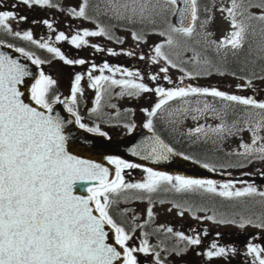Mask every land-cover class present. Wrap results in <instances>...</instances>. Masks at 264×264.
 Segmentation results:
<instances>
[{
  "label": "snow or ice",
  "instance_id": "6c2138e0",
  "mask_svg": "<svg viewBox=\"0 0 264 264\" xmlns=\"http://www.w3.org/2000/svg\"><path fill=\"white\" fill-rule=\"evenodd\" d=\"M19 3L28 7L47 6L58 7L54 0H18L10 10H3L0 5V32L38 44L47 49L56 58L66 64H85L83 59L68 58L60 48L52 46L47 41H37L30 30L17 31L11 27L12 21H23L27 17L17 15L14 10ZM181 4L183 6L181 7ZM92 0H81L79 8H69L68 13L77 18L96 21V30L84 28L70 38V43L76 48L88 45L86 37L105 36L109 40L115 39L123 43V38L115 37L110 26L97 21V17L104 15L117 21H126L128 24H160L162 27H153L152 32L166 39L155 44L153 55L149 57L152 63L164 61L165 66L159 69L164 73V80L170 81L167 75L168 66L179 68L185 77L195 78L200 75H210V69L220 75H232L244 84L237 88H254L253 81H264V0H230V6L221 5L220 11L225 13L229 21L230 30L218 41L209 39L213 33L207 31L208 25L214 17L211 9L204 8L207 18H200L199 0H97L94 9L95 15H89ZM259 10L258 13L250 11ZM178 17L177 23H172L168 16ZM49 29L53 27L48 20L42 21ZM134 40L146 41L143 31H132ZM64 32L56 35V40H68ZM4 39L0 38V44ZM247 46V53L240 58V53ZM12 48L11 44H8ZM91 47L97 51H104L100 45ZM16 52L23 54L33 64L45 63L33 53L17 47ZM110 55H119L113 49L106 50ZM123 54L134 55L132 50H122ZM191 52L188 60H180L184 52ZM232 62L242 65L238 75L236 71L221 70L223 65ZM141 59L145 57L141 55ZM179 61V62H178ZM191 63L192 71L182 65ZM92 64L87 76L90 87L96 90L94 107L91 113H98L105 96L110 94L113 86H119V95L139 96L141 93L155 92L158 101L151 109H143L148 119L144 127L154 132L153 118L158 115L168 124H175L180 117L191 114L193 120L207 113L214 114L220 123L215 126L198 124L188 129V136H195L196 142L203 140L207 143H217L225 135H235L237 132L248 130L251 132V143H240L242 152L236 154L244 157L264 161V100L255 96H243L221 91L217 87H198L188 84L172 88H150L142 82L141 74L129 71L127 68L111 67L107 62L99 66L101 75H93ZM113 75H104V71ZM120 72L127 78L116 79L115 73ZM27 65L13 59L7 53L0 51V264H138L137 253L153 255V264H165L160 252L150 245L147 238L140 241L138 247L129 246L133 239L131 232L136 228H143L144 224H136L131 232L122 224L117 223L112 214L114 206L118 205L120 197L125 200L128 190H138L143 193H156L161 190H171L177 193L212 194L228 200H237L242 203L245 198H253L251 205L244 203L245 209L259 205L262 209L258 214L245 216L236 214L239 220L221 218L220 224H238L243 229L252 225L264 229V191L254 184L248 183L243 187H236L232 181L219 184L211 179H195L182 175L172 176L165 172L146 168L145 178L136 183L125 181L122 172L124 168H138V164L128 163L118 157H107L109 163L115 164V176L109 178V169L95 161L83 159L69 150L70 132H66L67 125H76L79 129L100 136H107L99 125L89 126L82 121L77 110L78 94H82L80 82L81 74H76L71 87V95L61 99L60 95L52 94L53 86L57 81L40 71L39 78L31 84V101H25V92L21 85L25 84V77L31 76ZM158 75H151V80H157ZM195 97V99H192ZM201 97L218 98L222 103L217 108L213 103ZM179 101V107L166 109L170 102ZM54 105H63L67 113L74 119H65L60 112L54 110ZM243 106L238 112L236 106ZM115 108V105H111ZM244 128H240V124ZM125 127L131 132L134 124ZM175 131V129H173ZM216 137V139H213ZM133 154L147 152L145 158L154 160H168L175 150L166 144L159 135H153L143 144L132 149ZM183 155L182 153H175ZM185 159H192L185 157ZM199 163V161H197ZM249 162H251L249 160ZM243 166V165H240ZM204 168L215 171L209 163ZM264 175V173H261ZM88 195H76L74 189L84 188ZM255 197H260L255 200ZM136 199H142L136 196ZM163 203V201H161ZM183 207L182 205H174ZM190 210V209H189ZM206 210V209H201ZM122 210L121 214L127 212ZM98 213V214H94ZM183 215V212L180 213ZM153 208L147 209L149 220L153 217ZM136 218L133 217V220ZM216 220V214L204 217ZM110 226L114 230L115 244L109 242V233L105 230ZM161 229L174 235L179 241L187 245H199L201 237L191 236L183 232H174L171 227ZM147 237L148 233H143ZM219 235V233H217ZM119 246V247H117ZM187 248L173 249L177 254ZM237 249L232 245L221 246L213 242L203 253L209 260L226 258L235 255ZM246 254L251 256L252 264H264V247L249 241L246 245Z\"/></svg>",
  "mask_w": 264,
  "mask_h": 264
},
{
  "label": "flooded vegetation",
  "instance_id": "af4514ba",
  "mask_svg": "<svg viewBox=\"0 0 264 264\" xmlns=\"http://www.w3.org/2000/svg\"><path fill=\"white\" fill-rule=\"evenodd\" d=\"M17 3L18 0H0V5H2L3 10H10L11 6ZM80 3L81 0L72 6L78 9ZM72 6L58 4V7H28L22 3H19L14 10L18 16L23 15L27 17V19L23 21H12L11 27L14 30L21 32L30 30L33 33V38L35 40L41 42L47 41L52 46L60 48L68 58L73 60L83 59L86 61L85 64H66L64 61L56 58L54 54L49 53L47 49L40 48L38 44H33L30 41L23 40L10 34L0 32V38L4 39V44H11L15 49L17 47H23L25 51L33 53L34 56L39 57L42 61H45V63L38 65V69H40L39 72L43 71L46 75H51L55 69L56 75H54L53 78L57 81V83L53 86L52 94L60 95L61 99L71 95V87L75 75L81 74L83 79L80 82V86L83 91L82 94H78L76 107L80 116L82 117V121L89 126H95L98 124L101 130L106 132L108 135H120L128 132L129 130L127 127H125V125L131 124L133 121H135V118L132 117V100L139 98V105H154L157 102L155 100L157 95L153 91L141 93L139 96H128L126 94L121 96L119 95L118 90L112 89L113 96L111 98H108V95L104 97L100 110L102 111V108H106L108 106L113 108L111 105H115V108H118L116 110L122 109L123 112L118 111V113L114 114L111 112V110H109L107 116L105 115L104 117H101L99 112L91 113L90 109L95 106L94 100L96 96V90L89 86L90 81L87 74L91 69L92 64L97 65V68L92 69V72L93 75L98 76L101 75L99 66L105 62H107L113 68L117 67L118 64L120 65V68L123 69L128 67L130 61L128 60V55L123 54V51L116 47V45L119 44L115 42L116 40H109L102 36L86 37V39L89 41V44L80 48H76L74 45H72L70 43V38L72 35L76 34L78 31H82L84 28L91 30L92 26L95 24V22L91 23L90 21H87L83 18H77L70 15L67 9ZM89 9L92 13H94L93 7ZM44 20L50 21L53 27L49 29L48 26L42 22ZM59 32H64L65 35L69 37V39L57 41L56 35ZM123 40H126L127 43H129L127 39L123 38ZM93 44L100 45L104 51H97L95 48L91 47ZM108 48H111L115 52L121 54L110 55L106 51ZM133 49L137 50L135 52L136 55H138L139 52L144 51L143 46H136V48L134 47ZM142 53H149V51L147 50L145 52H141V54ZM51 60L54 61L56 66L50 63ZM58 67L60 68L59 71ZM58 72L59 75H57ZM103 74L113 75V73L108 72L107 69ZM114 75L119 77L122 76L120 72H117ZM148 86L152 89L160 87L157 81H149ZM140 110L141 109L138 107L137 111ZM176 146L177 144H174V146L172 145L175 150H177L179 153H182L184 156L188 155L189 152H196V150H188V147H180L177 149L175 148ZM129 169L131 168H124L123 172H127ZM244 178L245 177L243 176H232L233 180L240 182H243L242 180ZM256 187L264 191V186L256 185ZM168 188H170L168 192L169 199L165 200V202H168L172 205H182L183 210L186 211L183 212L182 217L178 215V219L172 222L174 227L171 226V228L174 232H183L186 235L191 236L199 235L201 237V243L199 245H187L186 242L179 241L174 235L164 238V235L161 236L160 234L161 230L159 232L156 231L159 229L157 223L155 222L156 224H153V221L149 220L148 218H142L140 221L135 223V225L144 224L145 221H148V223L145 224L143 228H137L139 229V233L138 236H136L133 232H131L132 228L134 227L132 219H119V216H117V214H115L112 210V214L117 223L122 224V226H124L126 230L130 231L133 236V239L128 242L129 246L138 247L141 240L145 238L149 240L148 237L143 235V233L148 232L147 236L154 238L153 240L151 239V245L155 246L156 251L160 252L161 259L164 260L165 263L167 259L162 255V253L165 250H169L171 264H252L253 258L246 254V245L249 241H251L257 245H260L261 247H264V229L255 227L254 229L244 230L243 228L238 230V225L231 224L228 225L229 229L226 230L224 228L223 230H219L221 225L217 224V230L210 231L205 222L197 224L194 221V219L197 220V211H201V215L203 214L205 217L209 216L210 204L208 203V194L177 193L174 190H171L170 185H168ZM166 194L167 191L165 190L158 191L156 192V198L164 200L163 196ZM184 197H189V199H187L185 202L181 201ZM204 220L207 221L208 219ZM217 233H219V235H217ZM213 242H216L221 246L232 245L237 249V253L226 258H213L209 260L205 255H203V253ZM185 247L187 250L182 253L177 254L176 251H173V249H181ZM136 255L138 257V264H153L152 254L145 255L143 253H137Z\"/></svg>",
  "mask_w": 264,
  "mask_h": 264
},
{
  "label": "rangeland",
  "instance_id": "374dc122",
  "mask_svg": "<svg viewBox=\"0 0 264 264\" xmlns=\"http://www.w3.org/2000/svg\"><path fill=\"white\" fill-rule=\"evenodd\" d=\"M65 5H70L72 6L73 4H77L78 0H63ZM221 5H223L224 7H228L230 6V0H213V4H212V8H211V15L214 17V19L212 20V22L208 25L207 27V31L213 33V35L209 38L211 40H216L218 41L221 37H223L229 30H230V24L229 21L227 19H225L226 14L220 11ZM255 10V9H253ZM259 10L256 9V13H258ZM124 34V33H123ZM128 40L129 43H127L126 40H123V43H119L116 45L117 48L121 49V50H132L134 52V55L129 56L128 55V60L130 61V64H128L127 69L129 71H133L136 72L138 71L141 74L142 77V82L145 83L146 79L150 78L151 75H158V79L156 80L159 84H161L163 87L165 86L166 89L167 88H172V87H177V86H186L188 84H191L193 86H198V87H208L209 82H205L203 83V79H197V78H190V77H185L183 79V81H181V77L184 76V74L182 72H180L179 70L174 71V70H169L167 72V75L170 78V81H166L164 80V73H160L159 70L155 71L154 70V65L152 64V62L150 61L149 57H151L150 53H142L144 51L139 52L138 55L135 54V52L137 50L128 47L129 45H132L133 47L136 48V46H141L142 43L141 42H137L136 40H130V38H125ZM154 40H158L157 38ZM149 42V41H148ZM148 45V43H147ZM143 46V45H142ZM114 47V46H113ZM188 56H190V54L187 52ZM141 55H143L145 58L141 59ZM229 59H231V57L229 56ZM51 64H54V61L51 60L50 61ZM117 67H120V65L117 64ZM59 67H58V71H59ZM55 74V69L54 72L51 74L52 77H54ZM57 75H59V72L57 73ZM116 79H120L119 76H115ZM121 78H125V77H121ZM127 78V77H126ZM154 81V80H151ZM215 83L212 84L211 87H217L219 90L221 91H225V92H229L230 94H233V92H236L237 90H244V91H251V93H247L246 96H255V98H257L258 100H264V81H254V88H237L238 84H244L245 81L239 80V79H235V78H229V77H225L224 80L219 81V79H215L214 80ZM118 88H120L119 86H117ZM117 90L115 89V87L111 88L110 90V94L108 95V98H111L113 96V91ZM139 98H135L132 100L133 105L131 106L132 108V113L133 116L135 118V127H140L142 125H144L145 123V118H147V113H145L144 111H142L143 109H149L147 106H143V105H139L138 102ZM123 106V105H122ZM138 107L141 109L140 111H137ZM118 108H110V106L106 107V108H102V113H101V117H104L105 115L107 116V113L109 110H111L112 113L116 114L119 112H123L122 109L120 110H116ZM100 114V111H99ZM202 116L199 117V119L197 120H193V119H187L184 124L180 123V126L182 127V129H185L186 132H188V129L190 128H194L196 127L198 124H205V125H212L215 126L216 124L220 123V120L211 113H207L204 115V117L202 119H200ZM228 136V135H227ZM238 135H233V137H231V140L228 141H224L223 146L227 147V146H234L236 144V142H234V138L237 137ZM240 137V136H238ZM216 139V137H215ZM225 139V137L223 138ZM203 141V140H201ZM250 143H251V139H250ZM238 171V169L236 170ZM264 171V162L263 161H259L255 164H249L247 165L245 168H242L240 170V172L237 173L236 176H258L260 172ZM141 171H134L133 169H131L129 171V174L127 176V182L129 183H136V182H140L142 181L145 176H146V172L144 171L143 174H140ZM232 175V174H230ZM219 184H224L227 183L225 181H217ZM234 183V182H233ZM247 183H234L236 187H243L245 186ZM253 184V183H252ZM256 183H254L255 185ZM129 193H131L130 196H132V194L134 195H141V197H143L142 199H136L134 197H131V199H124L123 197H120L119 199V203L118 206H122L125 209H127L130 215V218L133 221V224L135 226V223L137 221H140L142 218H148L147 216V209L149 206H151L153 208V217L150 219L153 221V224H156L159 226H164V228H168L174 225L172 224V222L174 220L178 219V215L180 217H182V215L180 214L181 212H186L183 210V207H175L172 204H169L168 202H165V200H160L158 198L156 199H152L153 196L151 194L148 193H143L140 192L138 190H128ZM127 193V192H126ZM145 196V197H144ZM187 199H189V197H184L182 198L181 201H187ZM161 201H163V203H161ZM208 203L210 205H213L212 207H210L211 209L215 208L216 206L212 203V198L208 199ZM228 208H231L230 206H227ZM222 212L220 213V215H226V217L223 218H228V219H237L239 220V216L236 215V211H230L226 212L224 210L223 207H221ZM241 214L245 215V213L243 211H240ZM229 213V215H227ZM209 215H213L210 211H209ZM133 217H135L136 219L133 220ZM204 215H201V211H197V215H196V219H194V221L197 224H201V222H205L206 226L209 228L210 231L213 230H217V224L221 225V228H219V230H223L224 228H228V225L231 224H220L217 221L219 219H221V216H217L216 215V220H204ZM119 219H123V216H120ZM187 220V219H186ZM200 220V221H199ZM151 221V223H152ZM156 222V223H155ZM233 225H238V224H233ZM152 226V224H151ZM156 227V225H155ZM153 228V227H152ZM212 228V229H210ZM255 227L252 225H246L244 230H248V229H254ZM241 228L239 227L238 230H240ZM145 232V231H144ZM136 236H138L139 233V229H135V231L133 232ZM148 233V232H145ZM161 236L164 235V238H168L169 236H171L172 234L167 233L166 231H164L163 229H161L160 232ZM149 238V244H152V240L154 239L151 236H147ZM152 239V240H151ZM211 263V262H210ZM212 264V263H211Z\"/></svg>",
  "mask_w": 264,
  "mask_h": 264
},
{
  "label": "water",
  "instance_id": "95a60500",
  "mask_svg": "<svg viewBox=\"0 0 264 264\" xmlns=\"http://www.w3.org/2000/svg\"><path fill=\"white\" fill-rule=\"evenodd\" d=\"M182 6L183 4H181V7ZM175 18L176 22H178V17ZM0 51L7 53L13 59H16L20 63L27 65L32 75L29 77H25V84L21 85L20 87L22 91L25 92V101L28 103H32L35 107H39L35 105L33 101H31L30 95L31 84L37 76L35 65L33 63H30L25 56L16 53L15 50L10 49L8 46L4 47L2 44H0ZM54 110L56 112H60V114L65 119H74L70 114L66 113V111L58 105H54ZM66 132H70L72 137V139H70L69 141V150L73 154L78 155L83 159L95 161L96 163L102 164L104 167L108 168L109 178H114L115 176V166L112 163H109L107 159V157L109 156L132 161L136 164L149 167L153 170L169 174L182 175L195 179L224 178L217 173H214L192 161L183 158L181 155L175 154L176 152L170 154V158L168 160L159 161L145 158L147 156V152L144 151H141L139 155L133 154V148H136L138 145L143 144L148 140V138L152 137L155 134L153 131L147 129L131 131L118 137H105L95 133H88L87 131L79 129L78 126L73 124L67 125ZM260 180L264 182V179ZM84 183V188L77 187L74 189L76 195H88L86 191L87 182ZM105 230L109 233V242L115 244L114 230H112L110 226H106ZM118 264H122V260L118 262Z\"/></svg>",
  "mask_w": 264,
  "mask_h": 264
},
{
  "label": "trees",
  "instance_id": "16d2710c",
  "mask_svg": "<svg viewBox=\"0 0 264 264\" xmlns=\"http://www.w3.org/2000/svg\"><path fill=\"white\" fill-rule=\"evenodd\" d=\"M209 2V0H206V2ZM203 2H204V0H200V4H201V6L203 5ZM209 6V4L208 5H206L205 7H208ZM246 53H247V46L245 47V49L240 53V58L241 59H243V57L246 55ZM231 57V56H230ZM242 67V65H240V64H237V63H234V62H232V58L231 59H229V63L228 64H226V65H223L222 66V68H221V70H224V69H226V70H228L229 72H232V71H236L237 72V74L238 75H244V74H246V72H247V70H246V72H244V73H241L240 72V68ZM192 99H195V97H192ZM201 99L203 100V99H207L210 103H213L217 108H219V107H221V105L218 103V102H221L218 98H212V97H205V98H203V97H201ZM236 110L238 111V112H242L243 111V106H239V105H237L236 106ZM239 127L240 128H244V125L241 123L240 125H239ZM251 133L250 131H248V130H243L242 132H240V133ZM173 133H175V132H173ZM264 133V131H262L261 132V134H263ZM164 136H166V134H165V132H163L162 133ZM180 141L182 142V143H188V140H182V139H180ZM189 143H190V141H189ZM188 145V144H187ZM190 146H192V147H194V151L196 150V153L194 152V153H192L191 155L193 156V157H195V158H197L198 160H201V161H203V162H206V163H209V164H216V165H218V166H220L221 165V161H222V159H225L226 157H224V155H227L225 152H222V150L220 149V150H217L218 148H215L214 146H211V145H209V144H207V146H205L204 148H203V145H190ZM183 148H186V146H182ZM192 147H190V148H192ZM227 159V158H226ZM232 163L231 162H229V163H225L224 165H226L225 167H229V166H232L231 165Z\"/></svg>",
  "mask_w": 264,
  "mask_h": 264
}]
</instances>
